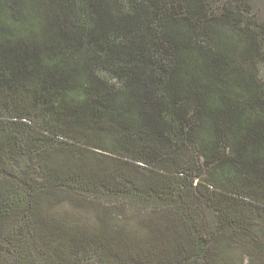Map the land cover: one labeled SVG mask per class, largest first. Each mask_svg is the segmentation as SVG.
I'll return each mask as SVG.
<instances>
[{
    "label": "trees",
    "instance_id": "trees-1",
    "mask_svg": "<svg viewBox=\"0 0 264 264\" xmlns=\"http://www.w3.org/2000/svg\"><path fill=\"white\" fill-rule=\"evenodd\" d=\"M213 1L0 0L19 263L264 264V31Z\"/></svg>",
    "mask_w": 264,
    "mask_h": 264
},
{
    "label": "rangeland",
    "instance_id": "rangeland-1",
    "mask_svg": "<svg viewBox=\"0 0 264 264\" xmlns=\"http://www.w3.org/2000/svg\"><path fill=\"white\" fill-rule=\"evenodd\" d=\"M243 3L246 19L250 21L251 28L255 30L264 31V0H214L211 6L212 10L220 11L223 7L230 4ZM259 27V28H258ZM264 42L261 52L253 57V63L255 64L254 71L256 76L264 84ZM85 217L87 216L84 215ZM91 219V216H87ZM254 225L256 228L264 226L262 217L258 214L255 215ZM24 250L23 246L14 248L13 245L2 244L0 246V264H21L17 257ZM239 249H237V252ZM239 253V252H238ZM248 263V259L245 260V264Z\"/></svg>",
    "mask_w": 264,
    "mask_h": 264
}]
</instances>
